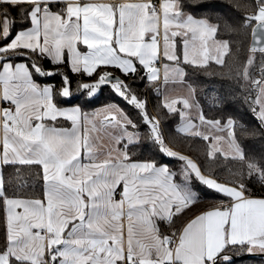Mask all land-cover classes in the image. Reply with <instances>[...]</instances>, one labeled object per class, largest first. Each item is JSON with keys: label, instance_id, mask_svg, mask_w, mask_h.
Instances as JSON below:
<instances>
[{"label": "snow or ice", "instance_id": "6c2138e0", "mask_svg": "<svg viewBox=\"0 0 264 264\" xmlns=\"http://www.w3.org/2000/svg\"><path fill=\"white\" fill-rule=\"evenodd\" d=\"M189 5L212 7L205 0ZM185 7L183 0H161L158 7L153 0H0V104L6 105L0 106V264H232L234 255L259 256L264 264V196H253L246 186L252 179L264 186V150L247 154L235 134L239 128L244 137L264 139V0H238L235 7L244 15L232 22L217 15L213 23L210 12L197 15ZM221 28L237 35L251 29L246 59L231 41L217 39ZM158 57L166 61L157 84L160 104L179 116L177 132L205 141L211 136L208 158L220 153L238 163L227 182L172 151L160 120L131 87L130 76L158 80ZM45 60L53 68L45 69ZM184 65L202 71L215 66L208 74L228 77L230 89L223 95L206 86L201 94L222 108L242 97L258 126L232 115L206 118ZM108 68L113 71L102 70ZM69 73L90 82L77 80L73 89ZM56 76L59 84L39 82ZM171 84L184 92L173 94ZM104 88L108 102L90 108ZM58 117L70 127L58 126ZM92 133L107 138L104 151ZM142 138L162 157L179 160L178 168L131 159L129 145ZM7 167L15 178L9 173L6 181ZM23 167H37V177L42 173V191L31 198L19 190L27 186ZM193 176L223 198L174 228V218L201 198ZM120 184L122 198L115 200ZM161 222L170 235L161 233Z\"/></svg>", "mask_w": 264, "mask_h": 264}, {"label": "trees", "instance_id": "16d2710c", "mask_svg": "<svg viewBox=\"0 0 264 264\" xmlns=\"http://www.w3.org/2000/svg\"><path fill=\"white\" fill-rule=\"evenodd\" d=\"M186 5L185 11L193 12L194 14H201L204 12H210L212 14V22L216 23L215 16H221L225 20L232 22L236 19H239L242 15H244L243 10H239L235 7L238 0H205V3L211 5L212 7L209 9L199 8L194 5H189V0H183ZM251 3H255V0H249ZM251 11V9H250ZM18 19V18H17ZM251 29L249 28L247 31V35H237V34H228L223 31L221 28L220 33L217 34V39L229 40L231 41V46L233 50L239 47L240 50V60L243 61L247 57V49L249 47ZM179 44V42H177ZM232 57L226 54V59H231ZM255 59L257 61V68L254 70V75H258L259 68L258 62L260 60V55L257 52ZM43 66L45 69L53 68V65L45 60L43 62ZM186 69V77L188 83L196 86V98L200 101L202 112L206 118H219L221 116L232 115L239 123L244 124L246 126H258V121L254 119V114L248 108V105L243 102V98L241 97L239 100H230L228 106L226 108H222L219 106H213L210 100H207L204 97L200 89L206 86H211L209 91L212 88L216 89L223 95H227L230 89V81L228 77L220 76V75H209L210 71L215 70L209 69L206 71L200 70L197 66L192 65H184ZM113 71V69H102ZM119 75V73H116ZM72 78V88L75 89L77 85V80H81L83 82H90L87 75L76 76L69 73ZM95 77H93L94 79ZM60 77L56 76L52 80L40 78L39 82L43 83H51L55 82L59 84ZM129 81H133L131 87L135 89L136 94L139 98L145 99L147 104V113L150 116L157 117L160 120L161 128L165 134V143L167 146L172 148L173 150L188 156L193 159L198 166L201 167L202 171L206 168H210L215 172V176L213 178L218 179L219 182H227L229 178V170H235L239 167L238 163L232 159L231 156L224 157L220 155V153H216V155L212 158L207 157V151L209 147V139L205 141L202 137H193L186 133L177 132L176 126L179 121V116L177 114H169L167 110L160 104L161 96L158 92H155L151 89L152 83H149L146 78L141 80L140 77H128ZM107 88H104L102 92L99 93V100L90 105V108H95L100 106L102 103H107L108 101L105 99L107 95ZM75 102V101H74ZM119 103L125 111L129 112L133 117L138 116V111L129 106L122 101H115ZM159 105V108L157 107ZM163 117V119H161ZM63 122L61 125H68V122L63 120H58ZM141 123L140 132L146 131V126L143 125V121H138ZM59 125V126H61ZM235 134L245 149V152L250 155L260 156L262 154V150H264V139L259 138H249L244 137L240 133V129H235ZM169 137H173V140H170ZM128 151L132 154L131 159L133 160H146V159H154L160 163H167L171 167H175L180 164V161L177 159H169L166 156H161L159 154L158 148L148 143L147 141L141 140L140 143L135 146L129 145ZM212 161V162H210ZM40 170L37 167H32L31 169L27 167H23L20 170L21 183H26L27 186L23 187L20 190L24 198H31V193L36 192L40 193L42 191V173L40 177L36 176V173ZM9 173L13 174V178H15L14 169L11 167H7L4 169L5 180L7 181V177ZM31 173V175H29ZM203 174L208 175V171H203ZM179 176L176 177V180ZM35 185L33 188L32 185ZM193 187L196 191L201 193V198L194 204V206H189L190 211H185L183 215H178L175 217V223L173 225L174 228L182 227L183 223L186 222L187 219L191 218L193 215L197 214L200 211L206 210L207 207L211 204L218 202L223 197L216 195L213 196L209 190L205 189L202 185H200L195 178L192 180ZM246 186L249 192L256 197L264 196V186L257 179H252L250 181H246ZM7 187V183H6ZM225 202L226 199H225ZM3 213L0 211V216ZM159 228L161 233L163 234H171L172 229L169 228L168 224L161 222L159 224ZM3 234V224L0 223V236ZM261 257L259 256H251V255H234L232 259V264H260Z\"/></svg>", "mask_w": 264, "mask_h": 264}, {"label": "crops", "instance_id": "0c3cea01", "mask_svg": "<svg viewBox=\"0 0 264 264\" xmlns=\"http://www.w3.org/2000/svg\"><path fill=\"white\" fill-rule=\"evenodd\" d=\"M121 2H136V0H121ZM177 42H179V38H177ZM81 49L82 50H86L85 48H84V46H81ZM181 51H182V48H181ZM158 60L161 62V81H160V83H163V64L164 63H166V61L162 58V57H158ZM157 60V61H158ZM154 83V82H153ZM171 87H173L174 88V85H172ZM159 93V92H158ZM160 94V93H159ZM161 96V95H160ZM162 98V97H161ZM0 106H6V105H2V104H0ZM58 120H63L64 121V118H62V117H58ZM180 123V119H179V121H178V124ZM193 123L195 124V123H199V121L198 120H195V119H193ZM177 124V125H178ZM59 126V125H58ZM61 126H65V127H70V122H68V125H61ZM202 130V129H201ZM187 134V133H186ZM92 135L93 136H98V137H100L98 140H97V142H96V146H97V148L99 149V150H101V151H104L105 150V146L108 144V141H107V138L106 137H104V134L103 133H92ZM209 145H210V143L212 142V138L211 137H209ZM120 147H123V145H120ZM169 147V146H168ZM170 148V147H169ZM172 151H175V150H173L172 148H170ZM177 152V151H176ZM179 153V152H178ZM181 154V153H180ZM105 155H106V151H105ZM183 155V154H182ZM104 158V156L102 155L101 157H100V159H103ZM89 163H90V161H89ZM193 178H195L194 176H193ZM177 181H179V178L177 179ZM122 190H123V184H120V185H118L117 186V190L115 191V193H114V199L115 200H120L122 197H121V195H120V193L122 192ZM199 213V212H198ZM197 213V214H198ZM122 219H124L123 217H122ZM190 219V218H189Z\"/></svg>", "mask_w": 264, "mask_h": 264}, {"label": "built area", "instance_id": "2783aa9c", "mask_svg": "<svg viewBox=\"0 0 264 264\" xmlns=\"http://www.w3.org/2000/svg\"><path fill=\"white\" fill-rule=\"evenodd\" d=\"M153 2H155L158 7L161 0H153ZM155 67L158 69V80L153 83V85L151 86V89H153L155 92H158L157 84L160 83L161 81V62L159 60L155 63Z\"/></svg>", "mask_w": 264, "mask_h": 264}, {"label": "rangeland", "instance_id": "374dc122", "mask_svg": "<svg viewBox=\"0 0 264 264\" xmlns=\"http://www.w3.org/2000/svg\"><path fill=\"white\" fill-rule=\"evenodd\" d=\"M172 85H174V88L173 89H175V91H174V93L173 94H176L177 92H184V89L183 88H181L179 85H175V84H171V85H169V87H171ZM221 135H224L223 133H220ZM211 137V136H210ZM212 144V142L210 143V145ZM221 147L223 148V149H226V145H224V144H222L221 145ZM178 166L179 165H177V166H175L174 167V169H177L178 168ZM179 179H180V177H179Z\"/></svg>", "mask_w": 264, "mask_h": 264}, {"label": "water", "instance_id": "95a60500", "mask_svg": "<svg viewBox=\"0 0 264 264\" xmlns=\"http://www.w3.org/2000/svg\"><path fill=\"white\" fill-rule=\"evenodd\" d=\"M250 42H251V35H250V41H249V46H250Z\"/></svg>", "mask_w": 264, "mask_h": 264}]
</instances>
